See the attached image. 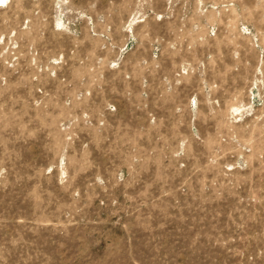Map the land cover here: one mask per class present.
Returning a JSON list of instances; mask_svg holds the SVG:
<instances>
[{
    "label": "rangeland",
    "instance_id": "obj_1",
    "mask_svg": "<svg viewBox=\"0 0 264 264\" xmlns=\"http://www.w3.org/2000/svg\"><path fill=\"white\" fill-rule=\"evenodd\" d=\"M0 264H264V0H0Z\"/></svg>",
    "mask_w": 264,
    "mask_h": 264
}]
</instances>
